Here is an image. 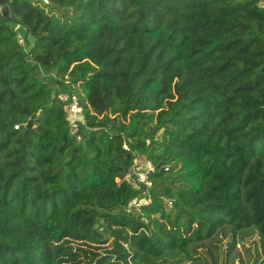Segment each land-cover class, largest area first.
<instances>
[{"label":"trees","instance_id":"trees-1","mask_svg":"<svg viewBox=\"0 0 264 264\" xmlns=\"http://www.w3.org/2000/svg\"><path fill=\"white\" fill-rule=\"evenodd\" d=\"M3 3L0 264H50L65 238L121 264H249L250 232L264 263V0Z\"/></svg>","mask_w":264,"mask_h":264},{"label":"rangeland","instance_id":"rangeland-1","mask_svg":"<svg viewBox=\"0 0 264 264\" xmlns=\"http://www.w3.org/2000/svg\"><path fill=\"white\" fill-rule=\"evenodd\" d=\"M38 74L42 75L41 70ZM242 243L249 249V264H264L255 232H250ZM52 252L50 264H121L110 242L92 244L65 238L53 247ZM242 254L246 256V252Z\"/></svg>","mask_w":264,"mask_h":264},{"label":"built area","instance_id":"built-area-1","mask_svg":"<svg viewBox=\"0 0 264 264\" xmlns=\"http://www.w3.org/2000/svg\"><path fill=\"white\" fill-rule=\"evenodd\" d=\"M19 37V41L23 43L22 36ZM56 97L63 103V106L67 112L69 133L76 139H80L77 123L83 121V114L82 107L79 103L77 95L72 91L59 92L58 94H56ZM16 127L17 125H14V128ZM123 147H125V145H123ZM154 169V164L150 160L134 157L132 160V164L129 167V174L133 176V181L136 186H138L139 184H143L145 187H150L151 181L149 175L154 171ZM148 199L149 196L146 192L133 202V206L138 207L141 204H145L148 202Z\"/></svg>","mask_w":264,"mask_h":264},{"label":"water","instance_id":"water-1","mask_svg":"<svg viewBox=\"0 0 264 264\" xmlns=\"http://www.w3.org/2000/svg\"><path fill=\"white\" fill-rule=\"evenodd\" d=\"M0 1L3 2L5 0H0ZM0 9H1L2 13L4 14V16H6L7 18H9L10 14H9V9H8L7 4L3 3L0 6ZM8 25L11 28H13L17 32V34L19 36H22V37L25 36L29 44H33L34 43L35 37L31 33H26L24 26H22L20 24H17L16 22L11 21V20L8 21ZM30 123H31V120L29 119L27 121V124H26V127L27 128L30 126ZM126 179L127 180H130L129 175H126Z\"/></svg>","mask_w":264,"mask_h":264}]
</instances>
